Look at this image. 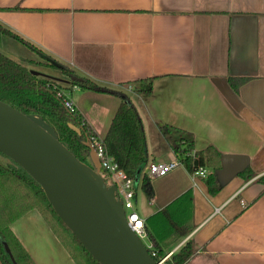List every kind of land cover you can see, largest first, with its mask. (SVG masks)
<instances>
[{
    "label": "crops",
    "instance_id": "0c3cea01",
    "mask_svg": "<svg viewBox=\"0 0 264 264\" xmlns=\"http://www.w3.org/2000/svg\"><path fill=\"white\" fill-rule=\"evenodd\" d=\"M0 24L111 90L67 88L98 138L125 94L142 117L150 162L180 159L163 125L192 133L195 150L213 145L222 154L248 155L252 177L239 174L215 194L184 164L158 183L153 177L142 216L191 189L193 228L164 257L192 239L185 264H264V0H0ZM0 52L61 77L37 51L1 31ZM148 78L151 91L144 90ZM137 185L138 200L140 179ZM35 211L11 225L35 263L77 264Z\"/></svg>",
    "mask_w": 264,
    "mask_h": 264
},
{
    "label": "trees",
    "instance_id": "16d2710c",
    "mask_svg": "<svg viewBox=\"0 0 264 264\" xmlns=\"http://www.w3.org/2000/svg\"><path fill=\"white\" fill-rule=\"evenodd\" d=\"M0 31L25 43L33 50L47 57V60L68 76L64 86L57 78L35 73L22 61L15 60L0 52V99L12 104L23 112L38 113L52 124L61 140L81 160L88 159L89 148L82 140L96 137L82 115L70 111L57 96L58 88L79 86L84 89L107 92L110 89L78 76L72 69L49 56L19 34L0 24ZM146 88L152 90L151 79H146ZM121 94V93H119ZM81 128V133L71 128L70 124ZM161 131L174 151L180 156L181 163L188 170L197 166L213 167L207 176V184L212 194L223 185L219 182L215 170L221 167L222 153L213 145L202 150H195L192 133L172 125L161 126ZM106 151L113 157L120 168L129 176L141 181V188L147 196L151 195L152 176L147 170L150 163L146 131L142 117L130 98L122 94L121 103L102 138ZM1 154L7 156L0 151ZM8 157V156H7ZM9 158V157H8ZM0 159V260L2 264H14L5 249L10 247L17 264H36L28 250L13 231L11 225L28 211L37 209L47 224L54 231L77 264H100L80 243L73 232L65 225L47 199L41 184L19 163ZM240 175L251 178L253 172L247 167ZM106 180L109 176L105 174ZM264 182V175L260 178ZM193 192H184L173 202L145 219L149 238L154 242L156 260L163 258L193 228ZM194 253L192 239L185 241L164 264H185Z\"/></svg>",
    "mask_w": 264,
    "mask_h": 264
},
{
    "label": "water",
    "instance_id": "95a60500",
    "mask_svg": "<svg viewBox=\"0 0 264 264\" xmlns=\"http://www.w3.org/2000/svg\"><path fill=\"white\" fill-rule=\"evenodd\" d=\"M35 73H39L33 70ZM81 133V128L70 124ZM88 159H79L56 128L38 113H26L0 99V151L40 184L65 225L100 264H160L129 224L117 186L87 137ZM250 164L244 154H223L215 170L224 186ZM5 249L17 264L8 244Z\"/></svg>",
    "mask_w": 264,
    "mask_h": 264
},
{
    "label": "built area",
    "instance_id": "2783aa9c",
    "mask_svg": "<svg viewBox=\"0 0 264 264\" xmlns=\"http://www.w3.org/2000/svg\"><path fill=\"white\" fill-rule=\"evenodd\" d=\"M131 87L132 86H129V88ZM56 93L57 96L63 100L64 105L70 111L77 110L67 90L58 88ZM91 140L96 148L103 168L107 172V175L110 177V179L114 181L117 186V192L122 198L129 224L154 256L157 253V250L148 236L145 226V218L139 212H137L135 208V196L138 188V180L135 177L129 176L127 171L119 167L113 157L106 151L104 145L102 144L101 138L96 136ZM180 164L182 163L179 158H175L170 161L150 162L147 166V170L152 177H160L166 175ZM190 172L194 180L200 177L207 178L209 175V170L205 166L194 167L192 170H190ZM165 259V257L161 258L160 264H163Z\"/></svg>",
    "mask_w": 264,
    "mask_h": 264
},
{
    "label": "rangeland",
    "instance_id": "374dc122",
    "mask_svg": "<svg viewBox=\"0 0 264 264\" xmlns=\"http://www.w3.org/2000/svg\"><path fill=\"white\" fill-rule=\"evenodd\" d=\"M40 54V53H39ZM38 58H42V59H47V57L46 56H43L42 54H40V57H38ZM52 59V58H51ZM23 64L25 65V66H27L28 68H31V69H34V70H36V69H39V70H44V71H47L48 69H50L51 67H44V66H42V65H39V66H36L37 64H33V62H32V64H30V62L29 63H27V62H23ZM36 67V68H35ZM39 70H37V71H39ZM59 71L57 72V75H60L61 77H55V78H57L60 82H62V84L64 85V86H66V85H68V76L67 75H65L60 69H58ZM52 71V72H51ZM51 73H55L56 74V70L54 69V68H51ZM0 159L2 160V161H4V162H6V163H8V162H11L10 161V159L7 157V156H4L3 154H1L0 153ZM155 179V181L158 183V182H160L164 177H154ZM154 182V181H153ZM138 200L137 199H135V208L137 209V211L141 214V215H144L145 214V208L148 206L147 205V202H148V198H147V196L145 195V193H143V191H139L138 192ZM136 203H138L139 204V206H137L136 205ZM149 211V210H148ZM35 212H37V214H38V211H35ZM164 264V263H163Z\"/></svg>",
    "mask_w": 264,
    "mask_h": 264
}]
</instances>
